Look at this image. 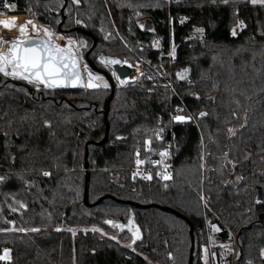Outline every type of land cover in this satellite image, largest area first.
<instances>
[{
    "label": "trees",
    "instance_id": "1",
    "mask_svg": "<svg viewBox=\"0 0 264 264\" xmlns=\"http://www.w3.org/2000/svg\"><path fill=\"white\" fill-rule=\"evenodd\" d=\"M122 1L127 7L112 0H0L15 6L18 15L32 11L39 24L58 33L64 8L68 18L98 30L93 35L98 47L102 43L95 47L100 55L135 57L159 37L164 54L176 46V70L191 71L186 82L178 81L177 71L172 74V95L168 77L116 87L108 121L110 87L38 91L0 75V176L6 178L0 183V255L9 249L10 264H189L192 226L193 264H205L206 248L218 256L225 252L211 244L217 224L218 242L237 247L238 264H264V203H255L264 202V6L250 0ZM134 3L145 7L146 16L129 24ZM154 3L160 7H150ZM142 22L148 25L145 33ZM120 35H129L134 49ZM148 58L163 70L156 52L149 50ZM201 111L208 115L199 118ZM174 114L193 119L175 123ZM228 128L236 135L230 137ZM157 133L165 139L159 141ZM167 147L176 167L171 180L133 177L141 154ZM86 163L91 207L84 200ZM130 219L141 233L135 244L126 228L105 223L127 226Z\"/></svg>",
    "mask_w": 264,
    "mask_h": 264
},
{
    "label": "snow or ice",
    "instance_id": "2",
    "mask_svg": "<svg viewBox=\"0 0 264 264\" xmlns=\"http://www.w3.org/2000/svg\"><path fill=\"white\" fill-rule=\"evenodd\" d=\"M74 4H79L80 0H72ZM224 3H227L228 0H223ZM253 5L259 4L264 6V0H251ZM62 6V5H61ZM5 7H9V5L5 4ZM183 23V20L181 21ZM77 24H81L80 20H76ZM16 21L8 20L4 21L2 26L4 29L12 30L15 26ZM29 25L33 32L40 35V26L36 25L32 20H28L24 25L19 26V36L11 41H7L0 37V75L11 78L12 80H21L25 81L28 84L33 85L40 90V86H43L45 89H56V88H67V87H81L84 89H97L103 87L107 89L109 87L108 83L104 80V78L100 75L93 74L91 71H87V66L85 65V71H87V79L85 80L80 71V60L79 54L80 49L87 47L85 42H77L73 39L66 38L64 36H56L52 31H50L47 27L43 29V35L45 39H33L29 36ZM143 27V25H141ZM237 27L243 29L246 25L243 21L238 22ZM196 31L198 33H203V28H197ZM233 36L237 35L236 28H233L231 31ZM264 35V33H261ZM54 40H66L65 46H61L54 42ZM158 43V42H157ZM170 55L175 58V46H173ZM101 64L105 66L108 65H116L122 63L120 60H106L104 57L100 58ZM123 63H127L124 61ZM131 67V65H129ZM189 72V69H183L180 73H177L179 79H184L185 75ZM116 76L115 73H113ZM140 75H143L141 73ZM150 78V77H149ZM116 79L120 84H126V80H121L120 77L116 76ZM199 99V96L196 97ZM212 99V97H209ZM238 106L240 105L239 100L233 101ZM183 111L182 109H177V112ZM208 115L207 112L201 111L199 113V118H204ZM233 116L239 118L236 112H232ZM193 119L192 116L185 115H174L171 117L172 121L177 123H185L191 121ZM245 122L247 121V116L244 117ZM50 127V125H47ZM244 126V125H242ZM162 131V130H161ZM227 133L230 137L236 135V129L228 128ZM7 136V133L4 134ZM159 136V133H157ZM146 143L150 144L151 141H146ZM203 146V145H202ZM139 155V153H137ZM159 155L161 158H166L170 155L168 151L160 152ZM228 154L225 153L224 157L227 159ZM203 158V157H201ZM14 161V157L12 158ZM137 165L142 163L139 159L136 161ZM229 164H231L232 168L236 167L234 161L229 160ZM165 169L167 165L164 166ZM42 175L44 177H50L51 173L49 171H43ZM146 179L151 180V175L145 177ZM6 178L0 176V183H2ZM22 179V177H21ZM161 179L169 180L171 179L170 174L164 172L161 174ZM237 181L243 180L242 176H238ZM31 186V185H30ZM201 199H204L201 197ZM256 204L264 203L260 199L255 200ZM21 208H26V205L20 203ZM15 211L16 209H12ZM105 223L110 224L114 228H119L121 231L125 229L124 224H116L111 220L105 221ZM60 231V228L56 229ZM69 231H73L72 229H68ZM127 230L131 233L132 240L131 244H135V242L141 239V233L139 227L133 222L132 219L128 221ZM214 231H220L219 228L213 226ZM12 231H17L15 227H13ZM20 232H38L40 229L32 228L30 230L20 228L18 229ZM93 231H100L99 229H93ZM73 234L75 232L73 231ZM111 239H115V237H110ZM130 245H127L131 247ZM221 247H225L221 245ZM135 250V249H133ZM205 252V264H207L208 259V250L207 248L204 250ZM261 255L264 256V250H262ZM0 261L7 262L10 264L11 261V253L10 250L5 248L3 250V254L0 255ZM250 264V262H249Z\"/></svg>",
    "mask_w": 264,
    "mask_h": 264
},
{
    "label": "rangeland",
    "instance_id": "3",
    "mask_svg": "<svg viewBox=\"0 0 264 264\" xmlns=\"http://www.w3.org/2000/svg\"><path fill=\"white\" fill-rule=\"evenodd\" d=\"M112 1H114L116 3V5H118V7H120V8L127 7L128 3H129L127 1L126 3L123 4L122 0H112ZM250 2H251V0H250ZM5 4H7V3L3 2V4H0V8L3 9V10L2 9L0 10V19L4 18V19L14 20L16 22H19L21 25H24L28 20H32L36 25L40 26V35H39V37H43L41 39H45V37L43 35V29L45 28V26L37 23L36 20H34V16H33V12L32 11H29L31 13V16H27L26 14L25 15H18L15 12V10H16L15 6H11V5L7 4V5H9V7H5ZM141 7H143V6L136 5L135 3H134V6L131 7V9L129 10V17H130L129 24L132 22V20L136 21V20H139V19H141V18L146 16L145 7L144 8H141ZM150 7H152L153 9H157V7H160V5H158L157 3H154V5L150 6ZM147 9H150V8L147 7ZM15 15L20 17L19 21H17L13 17H11V16H15ZM47 28L50 31H52L56 36H64L66 38L70 37L71 39H73V40H75L77 42H81L82 41V42L86 43V41L82 37L78 36L77 34H75V35H63L61 33L56 32L52 28H49V27H47ZM131 28H132V26L129 25L128 29L130 30ZM12 34H13V36H6L3 39H5V40H9V39L13 40V39L17 38L19 36V29L13 30ZM29 36H32V37L37 36V34L32 31L30 25H29ZM39 37H35V38H39ZM121 37H122V39L124 38L123 44L127 48L134 49V46L130 42L129 35H127V38H125L124 36L120 35V38ZM54 42L59 44L57 42V40H54ZM65 44H66V40H64L63 43H61L59 45L65 46ZM173 46L174 45L171 44L169 52L164 54V52H163L164 50L162 48V40L159 37H153L150 45L148 44V46H144V48H140L139 51L135 52V57H128V58L124 59L123 61H126L127 64H130L133 67H136V66L140 67L142 69V73H143V75H141V77L136 82L129 83L128 85H124L123 86L122 84L119 83V81L116 79V76L113 75L114 72L112 71L111 67L105 66L104 64H101V62H100V65L105 67L110 74L112 73V76L115 78V81L117 83V85L115 84L117 88L118 87L119 88L127 87V86H130V85L143 84V83H145L144 78H149L150 77L149 79L153 80V78L156 77V76L157 77L159 76L160 78L168 77L167 86H168V89H169V91H170V93L172 95L174 93V89H175L172 74L174 72H176V71L180 72V71H178L179 69L176 70V68L173 66L174 60L176 58V49H177L176 46H175V58L173 59V57L170 55ZM90 47H91V44H89V45L87 44V47H84V48L80 49V54H79V60L81 62V68L83 70V75H84L85 80L87 79V71H91L92 72V70L90 69L88 63L85 61V58H84V55L86 54V52L89 50ZM149 50L150 51H154V52H156L159 55V59H161V64H163V67H162L163 70L162 71H159V69H161V68H158L157 66H155L154 63H152V61L148 58V51ZM164 58L167 61L164 60ZM168 61H169L168 68L164 69V66H165L164 63L166 64V63H168ZM85 65L87 66V71H85ZM154 70H156V72H154ZM93 74H95V73H93ZM9 79H11V78H9ZM17 81H21V80H17ZM100 88H102V87H100ZM40 89H44L43 86H40ZM87 90H90V89H87ZM94 90L95 89H91V91H94ZM175 123H177V122H175ZM125 228L127 229V226H125ZM74 231H77V230H74ZM217 243H218L217 238L215 239L214 238V234H212L211 244H215L216 245ZM221 245H224L225 247H221ZM219 246L222 248V251H225L221 255H227L232 249L231 243L230 244H226V245L223 243V244H220ZM213 251L215 252V249H213ZM208 252H210V251L208 250ZM204 256H205V252H204ZM204 263H205V259H204ZM207 264H210V260L208 261V259H207Z\"/></svg>",
    "mask_w": 264,
    "mask_h": 264
},
{
    "label": "built area",
    "instance_id": "4",
    "mask_svg": "<svg viewBox=\"0 0 264 264\" xmlns=\"http://www.w3.org/2000/svg\"><path fill=\"white\" fill-rule=\"evenodd\" d=\"M165 139L164 134L161 133L159 136V141ZM169 146V145H168ZM168 151L170 155L166 158H161L159 155L160 152ZM139 160L142 162L139 165H136L132 168L133 177L143 181H169L173 178L175 173V159L174 155L170 149V147L164 149H150L144 155H140ZM165 165L167 168L165 169ZM167 172L170 174L171 179L163 180L161 179V174ZM148 175H151V180L146 179ZM231 236L235 239V235L230 233ZM236 242V239L234 240ZM220 244L216 245V247H220ZM215 247V248H216ZM213 247L209 250L210 253V264H238L237 263V247L232 244V249L227 255L218 256L213 251Z\"/></svg>",
    "mask_w": 264,
    "mask_h": 264
},
{
    "label": "flooded vegetation",
    "instance_id": "5",
    "mask_svg": "<svg viewBox=\"0 0 264 264\" xmlns=\"http://www.w3.org/2000/svg\"><path fill=\"white\" fill-rule=\"evenodd\" d=\"M65 5H67V4H65ZM60 11L62 14V19L60 22H57L58 30L61 31V34H63V35L81 34L82 36L87 37V39L85 41L88 45L91 44V47L89 48V50L84 55L85 61L88 63L92 72L97 74V75L102 76L106 80V82L108 83L109 87L112 89L111 83H110L107 76L108 75L111 76V79L117 85L115 78L112 76V73L110 74L105 67L100 65V56L101 55L95 53L96 49L102 46L101 45L102 43H101L98 47V39H96L93 35V34L97 33L98 30L89 24L88 25L85 24L82 20H80L82 22L81 24H77L76 20H79V19H77L76 17H74L73 19H71L70 17L68 18L67 15H65V13H64V8H61ZM141 25H143L142 31H143V33H145L148 29V25L145 22H142ZM81 31H85V32H87V34H84ZM89 35H92L93 37H90ZM95 47H97V48H95ZM92 66H95L96 70H94L92 68ZM108 66L111 67L110 65H108ZM111 69L115 73V71L112 67H111ZM116 76H117V74H116Z\"/></svg>",
    "mask_w": 264,
    "mask_h": 264
},
{
    "label": "water",
    "instance_id": "6",
    "mask_svg": "<svg viewBox=\"0 0 264 264\" xmlns=\"http://www.w3.org/2000/svg\"><path fill=\"white\" fill-rule=\"evenodd\" d=\"M81 32L84 33V34H87V32H85V31H81ZM89 36L93 37L92 35H89ZM33 39H38V38H33ZM7 41H11V39H9ZM101 57H104L106 60L115 59V60H120L122 62L120 64L110 65L114 69V71L117 74V76L120 77L121 80H126L129 76H131L132 68L128 67L127 65H125L121 58L108 57V56H105V55H101L100 58ZM92 68L94 70H96L95 66H92ZM186 69H189V68H186ZM80 71H81V74L83 76V71H82V68H81V62H80ZM190 75H191V71L189 69V72L185 75L184 79H179L178 76H177V79L180 82H186V81H188ZM107 77H108V79H109V81L111 83V86H112V94H111V96L109 97V99L105 103V117H106V120L108 121V114H109V111H110L111 102H112V100H113V98L115 96L116 85L113 82V80L111 79V76L108 75ZM83 78H84V76H83ZM123 85H125V84H123ZM46 90L55 91V92H71V91H84L85 89L81 88V87H75V88L67 87V88H56V89H46ZM109 127H110L109 123H107L106 137H105L103 142H105L107 140V138H108ZM86 156L88 157V154ZM85 169H86V182H85V196H84V200H85V204L88 207H91V205L89 203L90 171H89V164L88 163L85 164ZM118 202L119 203H126V202H123V201H118ZM131 205L135 206L136 208H140L141 207L140 205H135V204H131ZM163 210L167 211V209H163ZM190 233H191V237H192V248H191V253H190V262H189V264H193V262H194V254H195V240H194V231H193V227L192 226H191Z\"/></svg>",
    "mask_w": 264,
    "mask_h": 264
},
{
    "label": "bare ground",
    "instance_id": "7",
    "mask_svg": "<svg viewBox=\"0 0 264 264\" xmlns=\"http://www.w3.org/2000/svg\"><path fill=\"white\" fill-rule=\"evenodd\" d=\"M27 16H31V14H30V12H27V14H26ZM8 20H10V19H4V18H1L0 19V37H2V38H4V37H6V36H13V34H12V31L13 30H16V29H19V26H21V24L19 23V22H16V24H15V26L13 27V29L12 30H7V29H4L3 28V26H2V24H3V22L4 21H8ZM35 20V19H34ZM37 22V21H36ZM38 23V22H37ZM43 29V28H42ZM18 31V30H17ZM31 38H35V37H39V36H34V37H32V36H30ZM41 38H43V37H39L38 39H41ZM63 41L64 40H57V42L59 43V44H61V43H63ZM106 56V55H105ZM118 58V57H117ZM123 60V59H122ZM124 62V61H123ZM125 65H127L128 67H130L129 65L130 64H127V63H124ZM131 68H132V74H131V76H129L127 79H126V81H127V83L125 84V85H128L129 83H134V82H136L140 77H141V73H142V69L140 68V67H138V66H136V67H133L132 65H131ZM83 71V70H82ZM179 73V72H178ZM84 76V75H83ZM123 85V84H122ZM124 86V85H123ZM85 90H87V89H85ZM91 90V89H90ZM161 134V133H160ZM160 134H159V136H160ZM173 137L174 136H172L171 138L173 139ZM148 151V150H147ZM140 157V156H139ZM139 157L137 158V159H139ZM137 161V160H136ZM135 165H136V163H135ZM134 165V166H135ZM133 175V174H132ZM139 180V179H138ZM143 181V180H142Z\"/></svg>",
    "mask_w": 264,
    "mask_h": 264
},
{
    "label": "crops",
    "instance_id": "8",
    "mask_svg": "<svg viewBox=\"0 0 264 264\" xmlns=\"http://www.w3.org/2000/svg\"><path fill=\"white\" fill-rule=\"evenodd\" d=\"M213 226H215V227H217V228H219V226L217 225V224H215V225H213ZM213 226L211 227L212 228V234H214V238L216 239L217 238V235L220 233V231H214L213 230ZM220 229V228H219ZM212 237V236H211ZM217 244H220L219 242L217 243ZM208 257L210 258V256H209V254H208Z\"/></svg>",
    "mask_w": 264,
    "mask_h": 264
}]
</instances>
